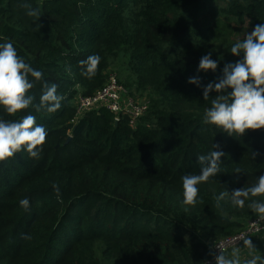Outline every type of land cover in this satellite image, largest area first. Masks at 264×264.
I'll list each match as a JSON object with an SVG mask.
<instances>
[{
    "label": "trees",
    "instance_id": "1",
    "mask_svg": "<svg viewBox=\"0 0 264 264\" xmlns=\"http://www.w3.org/2000/svg\"><path fill=\"white\" fill-rule=\"evenodd\" d=\"M214 1L226 3L225 18H248L252 30L264 23V0H0V43L12 41L44 74L28 93L33 105L45 82L65 97L54 113L32 106L9 115L0 107V119L31 114L48 133L39 158L21 151L0 162V264H204L213 258L207 242L258 217L248 202L215 206L220 192L252 186L264 174V129L233 137L202 124L217 95L205 101L204 86L242 58L230 52L244 37L233 36L232 22H200ZM24 3L39 7V21ZM122 53L128 73L118 81L134 100V93L148 95L146 114L135 126L125 118L115 124L106 109L73 122L76 97L103 88ZM208 53L217 70L198 71ZM93 54L101 61L89 79L80 61ZM196 76L201 86L188 83ZM212 150L226 154L220 173L198 185L202 203L183 205L181 177L199 174L198 155ZM253 255L264 257V248Z\"/></svg>",
    "mask_w": 264,
    "mask_h": 264
},
{
    "label": "clouds",
    "instance_id": "2",
    "mask_svg": "<svg viewBox=\"0 0 264 264\" xmlns=\"http://www.w3.org/2000/svg\"><path fill=\"white\" fill-rule=\"evenodd\" d=\"M25 8L26 15L39 21L41 17L39 7L33 8L31 4L21 5ZM38 28L42 27L38 23ZM233 56L240 57L234 63L225 64L222 76L215 82H209L203 88V98L209 100L210 93L215 91L217 95L211 97L210 107L204 110L202 124L215 126L220 132L228 136H242L246 130L264 129V23L255 25L254 29L247 33L243 39L237 40L231 47ZM101 57L98 54L88 56L80 61L81 74L89 79L94 77L98 70ZM218 68L217 61L211 58V53L201 57L198 71L215 72ZM66 71L71 75V68ZM30 77L32 79H30ZM42 71L34 69L30 63L18 55L14 43L6 41L0 43V107L9 115L16 114L34 106L37 112L46 110L54 113L61 107L64 96L58 94L56 84L45 82L42 86V94L39 103L33 105L35 97L29 95V91L35 86V82L43 80ZM188 83L201 86L198 76L190 77ZM79 88V85H76ZM231 89V91H229ZM48 133L44 126L37 124L34 115L23 116L19 121H6L0 119V162L21 151H26L31 158H39L43 151V145ZM213 149H219V145H213ZM226 154L221 150H212L206 155H198L200 165L199 174L188 173L181 177L183 200L186 206L195 207L202 203L198 198V185L208 182L220 173L221 157ZM255 155H259L256 153ZM241 169L236 168L235 173ZM57 199H60V187L52 185ZM264 196V174L257 177L256 182L249 187L235 189L231 192L224 190L214 197L215 206L223 211L222 201L230 200L237 208L247 207L264 221V200L256 199ZM20 206L27 211L30 208L28 198L20 200ZM23 238L28 239L29 236ZM243 247L233 243L230 254L224 247L219 255H214L215 264H264V257L253 255L258 252L251 239L243 238ZM242 250H247L251 259L241 258Z\"/></svg>",
    "mask_w": 264,
    "mask_h": 264
},
{
    "label": "built area",
    "instance_id": "3",
    "mask_svg": "<svg viewBox=\"0 0 264 264\" xmlns=\"http://www.w3.org/2000/svg\"><path fill=\"white\" fill-rule=\"evenodd\" d=\"M106 109L113 114V121L117 124L122 118L127 119L130 126H135L137 122L146 114L148 102L136 101L127 95L123 85L119 83L116 73L110 72L106 77V84L93 95H78L75 103V116L73 122H77L86 113ZM264 232V221L258 217L245 224L242 231L237 234L218 239L214 242H207L208 249L215 255H219L220 249L216 246L231 249L233 243L238 246L243 244V238H252ZM204 264H215L214 255L212 260Z\"/></svg>",
    "mask_w": 264,
    "mask_h": 264
},
{
    "label": "rangeland",
    "instance_id": "4",
    "mask_svg": "<svg viewBox=\"0 0 264 264\" xmlns=\"http://www.w3.org/2000/svg\"><path fill=\"white\" fill-rule=\"evenodd\" d=\"M214 8V9H213ZM227 5L224 1H214L213 4H209L207 8H205V12L200 17V22L202 26H208L211 25L214 22L215 18H219L218 20L222 23H226L227 21L231 23L232 25V31H234L233 36L236 38H240L245 36L247 33H250L252 31V25L248 18H243L242 21H239L240 19H237L236 17L232 16V18H225L226 13L220 12L222 9H226ZM210 10H214L211 14ZM222 14V15H221ZM234 18V19H233ZM236 22V23H235ZM128 55L125 53H122L119 55L117 60L113 62V66H110L106 74L113 72L116 73L119 78H124L127 75V70L125 68L127 63ZM112 65V64H111ZM118 65V67H117ZM113 67V68H112ZM115 69V70H114ZM112 70V71H111ZM106 84V83H105ZM127 93V92H126ZM128 94V93H127ZM147 94H136L134 93L136 101H144L146 100ZM231 249L227 250L228 254H230ZM245 250H242V254L245 253Z\"/></svg>",
    "mask_w": 264,
    "mask_h": 264
},
{
    "label": "crops",
    "instance_id": "5",
    "mask_svg": "<svg viewBox=\"0 0 264 264\" xmlns=\"http://www.w3.org/2000/svg\"><path fill=\"white\" fill-rule=\"evenodd\" d=\"M250 239H251L253 245L255 246V248L258 252H260L264 248V232H262L258 236L252 237ZM239 247H243V244ZM245 251H246L245 253L241 254L242 260L246 259L248 256H250L249 253L247 252V250H245ZM258 252H256V253H258ZM256 253H253V254H256Z\"/></svg>",
    "mask_w": 264,
    "mask_h": 264
},
{
    "label": "water",
    "instance_id": "6",
    "mask_svg": "<svg viewBox=\"0 0 264 264\" xmlns=\"http://www.w3.org/2000/svg\"><path fill=\"white\" fill-rule=\"evenodd\" d=\"M70 139V137H68V140Z\"/></svg>",
    "mask_w": 264,
    "mask_h": 264
}]
</instances>
